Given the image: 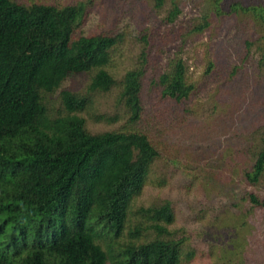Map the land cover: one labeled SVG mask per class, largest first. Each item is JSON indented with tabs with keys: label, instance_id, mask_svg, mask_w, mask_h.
Wrapping results in <instances>:
<instances>
[{
	"label": "trees",
	"instance_id": "1",
	"mask_svg": "<svg viewBox=\"0 0 264 264\" xmlns=\"http://www.w3.org/2000/svg\"><path fill=\"white\" fill-rule=\"evenodd\" d=\"M149 1L156 9L165 7V24L174 22L183 4ZM195 4L197 16L187 33L206 31L204 68L193 78L175 53L150 79L160 100L187 102L201 78L222 66L216 51L211 59L207 53L225 23L243 33L244 54H253L264 86V0ZM86 9L82 0H0V264H180L184 239L166 227L175 219L171 202L131 209L158 158L177 159L192 170L207 162L203 168L217 190H232L229 199L244 202L232 221L240 222L234 233L238 239L230 236L225 247H243L245 260L256 252L259 257L250 264H264V234L258 239L259 231L246 226V218L251 222L255 214L259 224L264 221V115L258 118L261 124L251 125L247 141L231 147L205 150L169 141L163 121H149L141 100L146 53L141 50L135 66L113 76L106 67L123 33L83 34ZM77 74L88 76L84 93L60 88ZM113 89L122 114L92 118L113 122L122 117L123 122L111 130L88 131L78 113L89 107V93ZM48 96L56 97L63 113L51 112ZM234 98L237 104L239 97Z\"/></svg>",
	"mask_w": 264,
	"mask_h": 264
},
{
	"label": "rangeland",
	"instance_id": "2",
	"mask_svg": "<svg viewBox=\"0 0 264 264\" xmlns=\"http://www.w3.org/2000/svg\"><path fill=\"white\" fill-rule=\"evenodd\" d=\"M82 1L87 2L86 18L80 29L83 34L99 30L123 33V40L113 51L111 64L106 67L113 76L118 78L135 66L141 50L146 53L147 65L141 80L140 96L147 119L163 121L166 139L195 149L231 147L236 141H247L253 128L251 125L256 127L263 122L258 118L264 115V86L254 71L253 54H244V35L235 25L225 23L217 28V35L207 53L211 59L216 51L222 66H216L211 75L201 78L204 80L198 92L187 102L170 103L160 100L157 88L150 85V79L155 80L156 75L166 69V63L175 53L184 60L193 78L201 75L205 64L203 44L206 31L187 33L197 16L195 0H183L181 12L173 23L168 24L162 22L165 7L156 9L147 0ZM234 67L235 76L230 77L228 72ZM87 81L86 74L72 75L61 83L60 88L84 93ZM216 91L220 95L224 93V99L216 96ZM254 92L259 97L250 99V94L255 97ZM89 96L92 99L89 107L78 113L88 131L111 130L123 122L122 117L113 122L92 118L96 114H122L114 102L115 89L89 93ZM234 97H239L237 104L232 101ZM49 106L52 113H63L56 97H52ZM254 122L256 124H252ZM188 159L191 160L189 156ZM204 163L207 162H200L192 170L177 159H156L141 193L132 201L131 209L156 205L163 200L171 202L175 219L166 227L172 236L184 239L180 264H250L259 257L256 252L245 260L242 259L243 247H235L233 251L225 247L230 239H238V233H234L238 232L235 225L240 227V222L232 221L236 220L235 208L244 202L236 201V197L229 199L232 194L227 193H233L232 190L219 192L216 182L206 175ZM206 165L213 166L209 162ZM262 186L264 189V180ZM246 219V226L259 231L257 238L260 239L264 234V221L259 224L257 214L251 222L248 217ZM233 225L235 229H232ZM144 234L153 236L150 231ZM249 235L248 248L253 243V231Z\"/></svg>",
	"mask_w": 264,
	"mask_h": 264
}]
</instances>
